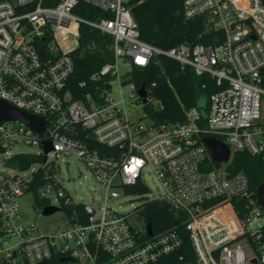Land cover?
<instances>
[{"label":"built area","instance_id":"built-area-1","mask_svg":"<svg viewBox=\"0 0 264 264\" xmlns=\"http://www.w3.org/2000/svg\"><path fill=\"white\" fill-rule=\"evenodd\" d=\"M129 1L0 0V101L47 120L43 132L0 121V257L12 264H151L176 252L180 233L150 234L142 204L131 213L109 204L120 191L128 194L126 187L142 184L149 193V173L163 192L144 202L159 200L183 213L198 264H264V206L248 176L230 169L236 152L264 160V0H184L185 19L203 18L206 32L222 31L223 38L169 49L141 39ZM81 3L112 17L82 16ZM82 26L112 37L114 59L76 82ZM161 56L208 76L217 88L204 106H183L182 121L158 122L164 104L154 95L157 81L140 97L132 80L134 66L159 63ZM136 103L150 104L153 118L145 110L133 115ZM208 136L229 147L227 161L213 159L202 141ZM44 141L52 146L45 162L27 169L8 164L21 153L44 157ZM66 154L82 160L105 188L104 203H82L84 214L75 211L66 227L41 234L23 223L18 200L33 194L34 173L53 166L38 196L61 209L81 203L57 177L54 159ZM134 214L144 223L131 224Z\"/></svg>","mask_w":264,"mask_h":264},{"label":"trees","instance_id":"trees-1","mask_svg":"<svg viewBox=\"0 0 264 264\" xmlns=\"http://www.w3.org/2000/svg\"><path fill=\"white\" fill-rule=\"evenodd\" d=\"M184 0H130L129 6L132 15L138 24L140 37L144 41L158 47L169 49L180 43H203L214 45L222 41V31L206 32L203 18L185 19L183 16ZM77 13L96 19L98 17L111 18L110 12L99 10L93 6L80 4ZM218 36V37H216ZM215 38L219 40H215ZM113 39L108 34L87 27H81L80 49L75 58L76 82L88 79L105 62L114 59L111 49ZM90 45V49L86 46ZM133 82L137 87L149 88L154 81L157 87L154 95L162 100L164 108L158 111L155 118L158 122H177L184 120V110L192 106H204L208 96L216 91L214 80L208 76H197L189 68H182L173 59L161 56L159 63L151 62L146 67L132 68ZM264 78V69L262 70ZM264 86V80H263ZM73 90V89H72ZM82 92V89L80 90ZM153 96V90L151 92ZM74 97L80 98V93L74 89ZM144 110L153 118V107L144 105ZM43 156L36 154H16L8 160V164L20 169H27L33 164L42 163ZM230 169L235 172H244L251 183L252 189L264 183V160L261 156H252L244 152H236L233 156ZM54 167L50 169L40 168L34 173L31 183V191L34 195V203L41 208L48 206L49 201L38 196L39 188L48 180L46 175L52 174ZM129 193H146L144 185L126 187ZM67 217L72 218L74 212L84 214L83 204L63 205ZM141 214L145 221L152 227L155 234L169 229H176L182 238V245L176 251L163 256L157 262L151 264H198L194 248L188 231L184 226V215L180 211L172 209L167 203L159 200L146 201L142 204ZM0 264H12L0 257Z\"/></svg>","mask_w":264,"mask_h":264},{"label":"rangeland","instance_id":"rangeland-1","mask_svg":"<svg viewBox=\"0 0 264 264\" xmlns=\"http://www.w3.org/2000/svg\"><path fill=\"white\" fill-rule=\"evenodd\" d=\"M119 70L121 75H125L127 70L126 62L120 61ZM117 88V84H114ZM124 93L128 95L129 89L125 87ZM135 116H144V106L141 103H136L132 111ZM21 150L28 153H36L39 151L37 146H23ZM52 160V156H49ZM233 157L230 161H232ZM56 161L57 177L63 187L69 192L75 202L86 203L90 205L104 203L105 188L95 179L86 164L79 160L73 154L60 155ZM30 173V172H29ZM145 182L150 188V192L144 195L125 194L122 191L121 196L117 199H110L109 204L117 208L122 213H131L136 207H139L146 199L158 198L163 192L157 179L150 177L149 173L144 174ZM20 210L23 214L22 221L26 224H34L37 226V232L41 234H49L56 232L58 229L66 227L68 217L63 208L50 215H43L42 208L34 203V195L31 193L25 194L19 200ZM131 224H142L144 219L134 214L130 218ZM15 240H12L14 243Z\"/></svg>","mask_w":264,"mask_h":264},{"label":"water","instance_id":"water-1","mask_svg":"<svg viewBox=\"0 0 264 264\" xmlns=\"http://www.w3.org/2000/svg\"><path fill=\"white\" fill-rule=\"evenodd\" d=\"M138 93L140 97H146L147 95L144 86H141L139 88ZM143 101L146 102L147 101L146 98H144ZM0 121H21L27 124L32 129L39 132H43L47 125V120L44 117L27 113L5 101H0ZM202 141L210 149L214 160L227 161L229 159L230 149L222 141L212 136L204 137ZM51 148H52L51 142L44 141V153H45L43 157L44 162L47 159L46 154L51 150ZM256 193L258 196L259 203L264 206V183L260 184L257 187ZM59 210H61V208L57 206H45L42 209V214L50 215ZM148 230L149 233L152 234L150 224H148Z\"/></svg>","mask_w":264,"mask_h":264}]
</instances>
